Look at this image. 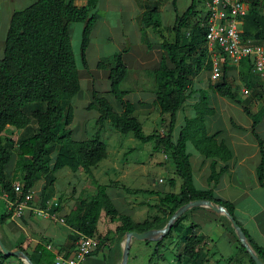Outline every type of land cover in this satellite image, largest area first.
<instances>
[{
    "label": "trees",
    "instance_id": "1",
    "mask_svg": "<svg viewBox=\"0 0 264 264\" xmlns=\"http://www.w3.org/2000/svg\"><path fill=\"white\" fill-rule=\"evenodd\" d=\"M100 1L37 0L29 7L13 12L6 35L4 56L0 60V184L3 193L8 196L10 202L14 203L22 201L43 178L53 187L57 181L56 173L65 167L74 172L83 169L92 176V168L108 157L107 144L101 139L106 122L111 123L124 135L132 134L143 144L153 142L157 148L169 151L175 174L182 181L179 193H167L163 196L155 190L132 191L125 187V190L131 194L146 193L159 196L160 207L158 205L152 207L161 209L163 215H154L143 222L135 223L129 215L118 211L107 193V187L100 185L93 178L96 193L90 200L78 199L65 220L74 231V235L69 238L74 248L81 236L94 238L98 241L95 253L106 249L107 253L103 256L105 264H114L115 253L119 260L121 259L123 241L121 237L127 232L143 233L151 229L163 228L181 206L191 201H211L225 207L234 216L233 204L216 199L212 190L196 189L190 155L187 152V142L191 141L196 150L206 158H216L223 162L230 161L232 151L223 141L217 140L219 133L214 135L207 133L206 118L214 116L216 110L212 107L211 97L206 90L198 91L200 98L194 105L196 115L186 119V124L179 133L177 141L173 142L177 113L190 97L194 80L204 69L212 68L206 41V28L203 25L206 19L202 16L195 24L192 21L198 15L199 0H191L187 10L180 15L177 0H174L177 16L172 28L173 40H169L166 36L167 29L162 22L158 5L150 7L140 17L143 26L142 39L151 46L146 29L152 28L159 35V45L164 53L154 72L156 95L154 103L160 110L164 132L161 134L154 131L146 134L137 115L138 107L143 104H134L129 101L127 99L129 92L121 89L128 75V66L123 58L126 51H122L114 55L113 67L102 62L98 65L100 69H109V94L114 97L116 104L114 105L108 97L99 95L94 90V102L89 108H96L99 112L98 130L93 139L81 141L72 139L71 125L74 121V109L70 102L81 91V80L72 46L70 26L75 23L83 24L81 60L83 66L88 69L87 50L92 32L98 22L97 10ZM241 1L246 3L248 8L244 19L243 38L264 45L262 0ZM194 55L197 56L195 65L192 62ZM256 88L258 87H252L253 90ZM209 90L214 95L242 106L245 114L253 120V134L261 150V162L257 171L261 186L264 188V142L256 132L263 112L259 115L252 113L249 104L239 99L240 90L229 80L227 66L220 82L211 85ZM29 106L34 107L30 114L26 112ZM117 106L118 110L115 108ZM33 121L36 123L35 132L31 137L24 140H22L24 137L21 138L18 146L19 166L23 172V192L19 195L15 192L12 182L6 177V166L12 160L8 146L13 142L5 137V131L8 127H13L28 132ZM216 165L214 161L209 177L211 183H218L220 176L226 171V167L217 171ZM169 184L175 187V179H170ZM102 212L112 223H117L115 233L106 235L99 233L98 225L101 222ZM13 213L14 209L0 216V225H4ZM186 216L187 213L176 221L171 231L161 241L153 245L155 251H159L168 248L174 239H177L176 242L185 243L182 254L178 256L179 261L181 262L184 258L191 261V264H197L196 260L208 246L209 239L195 233V225L184 229L182 222ZM244 233L255 252L264 260V249L245 230ZM237 241L241 251L248 257L249 264H255L238 239ZM136 242L141 243V241H133V243ZM142 243L149 245L152 242ZM117 248H119L118 251ZM18 249L24 251L34 264H54L56 260V255L42 245H38L32 253H28L21 247ZM134 257L131 248L129 264ZM151 258L152 254L147 264H152ZM12 260L24 264L15 257L4 256L0 251V264Z\"/></svg>",
    "mask_w": 264,
    "mask_h": 264
},
{
    "label": "crops",
    "instance_id": "2",
    "mask_svg": "<svg viewBox=\"0 0 264 264\" xmlns=\"http://www.w3.org/2000/svg\"><path fill=\"white\" fill-rule=\"evenodd\" d=\"M10 1L11 0H0V31L6 32V35L9 29L10 20L13 12L16 10L25 9L30 6L28 5L27 7H21L23 6L22 3L24 4L27 0H15L21 2L20 7H18L19 9H17L8 6V3H10ZM103 1L105 2V7H104L105 9L112 8L113 10L122 11L123 13L124 11L132 12L131 24L134 27L133 36L134 39H136L137 41V44L132 47L133 48L132 51H134L136 54H138V52L140 54L141 50L145 51L146 54L149 53L152 54L153 51L157 56H159L158 64L156 66H153L154 68L153 73H154L164 53L160 48L159 41L151 42L150 48L148 45L142 46L141 30L143 26L140 21L141 15L145 11H147L150 7H152V5H149L150 3L148 0H103ZM176 3L177 5H179V0L176 1ZM185 11H183L182 13H184ZM160 12L162 18L164 15V9L161 8ZM178 13L179 15L182 14L180 12ZM175 20L176 17H174L173 25L175 23ZM162 22L165 25L164 19L162 20ZM97 26H98V22L95 26V30ZM149 29L152 30V28H147L146 31ZM166 29L169 31L170 28L166 27ZM4 47H5V41L0 42V60L4 56ZM131 54L132 52L129 51V53H126L123 57L128 68H129V64L133 63L137 68L143 69L142 68L143 65L145 66L147 63L146 60L145 61L143 60L144 55H141L138 59L134 61L133 58L129 59V56ZM227 65L232 66L231 73L233 71L237 72L239 83H237V85L235 84V86L240 87L239 99L242 100L241 97L244 98V95H242L243 90L246 89L245 87L248 88V85H250L249 77L251 76V78H254V80L255 78L256 79L259 78L256 77L254 74H252L251 65L249 64V61L247 59H243L239 63H234L230 61ZM202 72L194 80L192 89L195 92H192L193 94L191 93L194 102L188 104L190 106L189 114L184 115L183 110L185 108L187 101L191 100V98L187 99L186 103L177 113V121L173 133V142L177 141L179 137V133L186 124V119L193 118L196 115V112L194 110V105L199 101L200 98L198 91L206 90L210 92L212 107L215 108L216 114L214 116H208L206 118V130L208 135H214L216 133H219L217 140L219 142L223 141L229 147V149L232 151V158L228 162H223L216 158L213 159L206 158L197 151L199 154L195 159V163H193L192 155L191 153L188 152V142H189L188 141L187 152L190 155L194 185L198 190H203V191L212 190L213 195L216 199L230 202L231 204H233L234 216L238 224L242 227V229H244L249 234V236L260 247L264 249V188L261 186L257 171L261 162V150H260L259 142L253 134V120L245 114L242 106H240L236 102L212 94V92L209 90L207 86L195 87V83L197 82L198 79L201 78ZM151 91H152L151 93L140 94L139 96L133 93L132 95L136 96L135 104L144 103L143 106H140L142 107L141 111H145V109L147 110L148 108L155 107L158 109L160 113L159 108L154 103L156 99L155 92L153 90ZM252 92L254 94L255 99L253 98L248 104L252 113L254 111L263 112L260 122L256 127V132L264 142V91L263 88L260 89L258 87ZM130 93L128 94L127 97L131 95ZM217 102L219 104L218 106L216 105ZM234 107L240 109L239 112L240 113L242 112L245 115L246 118L244 120L236 121L233 117H231V115L227 119H223V117L221 118V113L225 109L231 110ZM116 109L117 110L119 109L118 106ZM179 115L180 118L181 117L184 118V121H182V125L180 126H178V123L180 122ZM138 119L141 122L140 117H138ZM234 124L240 127L241 129L237 128ZM10 128L15 129L13 127H8L7 129ZM160 131L161 133H163L164 127ZM176 131H177V136L175 137ZM154 145L156 150L163 151L165 154V158H168L172 161L169 151H167L166 149L157 148L156 144ZM123 157H128V156L126 154H123ZM110 158L111 157L109 156L108 153V157L106 159L110 160ZM123 161L120 160L118 163L123 164L122 163ZM214 161L217 163L216 165L217 171H220L222 168L226 167V171L222 173L218 183L209 182V177L211 175V168ZM124 164H128V162H126L125 160ZM112 165H113L112 169L116 171V173H119L120 175V172L117 169L118 167H114L117 164L114 162L112 163ZM123 167H125L124 169H126V172H127V167L130 168L129 172H132L133 170V168L130 167L129 165ZM105 169L106 168L101 169V171L104 173L110 170V168L108 170ZM135 169L137 170L138 168ZM78 172L85 175L84 179H87V177H89L88 174L83 169H80ZM78 172H74V175ZM19 173L20 175L22 174L21 176L23 178V172L21 167L19 169ZM146 176L148 177V175ZM6 177L8 181L12 182L13 186H15L16 184L23 185V179L19 180L20 182L12 181L11 180L12 177H9V171ZM43 179H41L37 184L36 188L32 190L34 202L30 203V207L25 209L23 215L19 217L13 213L12 217L7 219L4 225H0V237L3 243L5 244V246L10 250H18V248L21 247L24 250H26L28 253H32L33 250L38 245H42L48 251L56 255V260H57L60 257H66L67 255L71 256L73 253L74 247L72 246V244H70L69 238L70 236L74 235V231L72 230L71 227H69L66 224L65 221L62 222L60 220L61 219L66 220L72 208L76 204V201L74 198V193L72 191L73 188H71V192H65L64 194H62L60 192H56L53 186V190L56 194L52 193L48 196L49 197L48 200L47 199L44 200L48 204L46 205V207H44L42 205V202L44 201L42 200L41 202L40 195H37L40 192L43 193L41 189L44 190V188H39V184L41 183V181H43ZM152 181H153V186L156 189L155 191L160 192L161 195L163 196L167 193L177 194L180 191V188L178 189L177 181H176V186L170 189V191L165 190V186L169 184V181L167 182V179H165L164 177L159 176L156 179L154 178ZM113 182L112 183L114 185L118 183L117 181L116 182L113 181ZM105 186L108 189V185ZM161 188H164L165 191L161 190ZM172 190L174 191L171 192ZM56 195H58L59 197L57 198ZM59 199H61V202ZM9 203L10 200L8 199V196L5 193L0 194V206L1 205L3 206L2 208H0V216L7 214L10 211ZM56 204H57L56 209L58 208V210L56 209L54 210L53 208L56 206ZM40 212L43 213L40 214ZM102 218L103 217L101 215L100 220H102ZM193 225L196 226L194 228L195 233L199 235H204L209 239L208 246L200 253L199 257L196 260L197 264H249L248 257L240 249V245L237 241L238 238L236 239L235 231L232 230V226L230 222L223 215L217 214L211 209L205 207H199L196 208L195 210L192 209L187 212V216L182 222V226L184 227V229H187ZM99 233H101V231H99ZM176 240L174 239V242L171 245H173V247L176 246V248H178L180 243L178 241L176 242ZM222 240H224V245L221 244ZM184 246L185 243L182 244V248H180V251L177 253V256H180L182 254ZM121 247H122V243H121ZM168 248L166 247L162 249L163 255L165 254L166 250H168ZM106 253H107L106 249L100 251L99 253L94 252L92 255L88 256L85 259V261L82 262L81 264H105L103 256ZM120 260L118 258L117 253H115L114 264H119ZM177 261L179 264H182L187 260L182 258L181 262L179 261V259H177ZM189 263L191 264V261H189Z\"/></svg>",
    "mask_w": 264,
    "mask_h": 264
},
{
    "label": "rangeland",
    "instance_id": "3",
    "mask_svg": "<svg viewBox=\"0 0 264 264\" xmlns=\"http://www.w3.org/2000/svg\"><path fill=\"white\" fill-rule=\"evenodd\" d=\"M35 0H27L23 6L27 7L34 3ZM149 5L155 6L158 4L160 9H164V15L162 20H165V27H169V31L166 30V36L169 40H173L172 35V25L174 22V17L177 16V12H175L174 8V0H148ZM178 1V0H177ZM191 0H179L178 12L182 13L185 11L190 5ZM20 3L15 0H11L8 3V6L19 9ZM206 0H199L198 2V15L194 17L192 20L195 24L199 21V19L204 15V11ZM25 5V6H24ZM105 2L103 0L100 1L98 6L97 14H98V26L95 30H93L91 35V45L87 50V59L89 63V68L86 69L81 60V39H82V31L83 24L75 23L71 26V37H72V46L74 53L76 55L78 70L80 74L81 80V91L78 95L70 102L74 109V121L71 125V129L73 130L72 139L75 141H81L85 139H93L97 130V119L99 112L96 108H89V106L94 102L93 101V91L96 90L99 95L106 96L110 99V101L115 105L116 101L112 95L109 94L110 83L108 80L109 69H100L98 65L100 62L108 64V66L113 67L114 61L113 57L117 53H121L122 51H129L132 54L129 56L133 58L135 61L141 55H144V61L147 63L143 69L137 68L133 63L129 64L128 75L125 81L121 85V89L127 90L131 95H129L128 100L135 104L136 96L132 94H136L139 96L140 94L151 93V90H155V82H154V73L153 66H156L159 61V56H157L153 51L152 54H146L145 51L141 50V53L136 54L133 50V46L137 44L136 39H134V27L131 24V14L132 12L116 11L112 8L105 9ZM262 13L264 14V0H262ZM128 31V33H127ZM147 38L149 42L159 41V35L153 32L151 29L146 31ZM6 39V32L0 31V42H4ZM186 42V41H185ZM142 46L148 45L143 39H141ZM149 46V45H148ZM150 48V46H149ZM143 51V52H142ZM197 56L194 55L192 58V62L196 64ZM210 59V57H209ZM211 60V59H210ZM230 61L227 59L225 66L228 67V77L229 80L236 84L239 83L238 76L236 71H232V66L227 65ZM155 64V65H154ZM205 64V62H204ZM222 78V76H221ZM221 80V79H220ZM219 81H213L211 79V69L203 70L202 76L195 83V87L207 86L208 88L211 85L218 84ZM255 82V83H254ZM248 88L249 94H244V98L241 101H245V103H249L253 98V90L252 87H259L260 89L264 88V83L260 79L254 80V78L249 77ZM90 88V89H89ZM240 90V87H238ZM193 90V89H192ZM192 92H195L194 90ZM191 92V93H192ZM193 94V93H192ZM192 94L188 100L185 108L183 110L184 115H188L190 111V106L194 102ZM208 96H211L210 92H207ZM213 94V93H212ZM241 95V96H242ZM255 99V98H254ZM144 105V103H142ZM142 105V106H143ZM218 106V102L216 103ZM33 106H29L26 109V112L30 114V111L33 109ZM117 108V107H115ZM220 108V107H219ZM142 107H138L137 115L140 117L141 123L143 125L144 132L146 134H150L155 130L159 131L163 129V125L161 124V114L158 109L148 108L145 111H141ZM237 107L232 108L231 110L225 109L221 113V118L227 119L228 117H233L236 121L244 120L246 117ZM254 114L259 115L260 111H254ZM179 123L178 126L182 125V121L184 118H180L179 115ZM36 123L32 122V127L28 132L19 131L17 129H7L5 132V137H8L12 140L13 143L10 144L9 149L12 154V160L6 166V175L12 177V181H19L22 178V174L19 173V151L18 146L20 143V139L22 140L31 137V135L35 132ZM175 137L177 136V131L175 132ZM162 134V133H161ZM29 135V136H27ZM101 139L105 144H107V151L110 160H103L97 167L92 168V176L88 174L89 177L85 178V175L78 172L74 175V171L68 167L61 169L57 174V182L54 185V189L56 192H60L64 194L65 192H71V188H73L74 198L77 202L78 199H86L90 200L91 197L96 193V186L93 184L92 179H96L100 185H108L107 192L114 202L116 208L121 214L129 215L135 223L143 222L146 219L154 216V215H163L161 209L154 208L152 206L158 205L160 207V199L156 195L141 193V194H131L125 190V187L129 190H156L153 186V179L158 178L159 176L167 179V182L170 179H175L178 182V189L181 187V179L175 174L174 167L172 165V161L168 158H165V154L163 151L156 150L154 147L155 143H147L143 144L138 139H136L132 134L124 135L118 132L109 122L105 123V126L102 131ZM188 152L192 155V161L195 163V159L198 156V152L193 146L192 142H188ZM123 154H126L128 157H123ZM131 154V155H130ZM124 159V161H123ZM123 161L118 163L119 161ZM128 162V164H124ZM116 163L117 165L114 167H118L117 169L120 172L116 173L112 169V163ZM110 163V165H109ZM130 166L133 168L132 172H129V167H127V172L125 167ZM170 166V167H168ZM167 167V168H166ZM108 170V172H102L101 169ZM131 168V169H132ZM135 168H138L137 170ZM170 168V169H169ZM148 175V177L146 176ZM16 178V180H15ZM18 178V179H17ZM91 181V183H90ZM113 181H117L118 185H114ZM20 182V181H19ZM113 182V183H112ZM43 186V187H42ZM111 186V187H110ZM39 188H44L43 193H39L40 200H48V196L52 193H55L53 187L50 186L48 180L43 179L39 184ZM173 187L170 184L165 186V190L170 191ZM158 190V189H157ZM161 190L165 191L164 188ZM172 190L171 192H173ZM0 194H3L2 186L0 185ZM56 194V193H55ZM57 198L59 197L56 195ZM79 197V198H78ZM61 202V199H59ZM63 200V197H62ZM34 200H32V203ZM63 203V201H62ZM42 205L46 207L48 205L45 201L42 202ZM3 206L1 205L0 208ZM54 210L56 206L53 207ZM102 220L98 225V230L101 231V235H106L108 233H115V226L117 223H112L108 217L105 216V213L102 212ZM125 235L122 237L124 241ZM122 241V243H123ZM137 241V240H136ZM155 241H152L149 245H143V243H133L132 244V252H134V260L131 264H147V260L149 256L152 254V258L150 259L152 264H179L177 259V253L182 248V244L180 243L178 248L176 246L173 247L171 245L168 250H166L165 254H162V249L159 251H155L154 245ZM221 244L224 245V240L221 241ZM176 245V244H175ZM174 249H173V248ZM155 251V253H154ZM146 252V254H145ZM179 255V254H178ZM122 256V254H121ZM120 256V257H121ZM144 257V258H142ZM186 262L182 264H190L189 260L186 259ZM6 264H19L16 260H12L7 262Z\"/></svg>",
    "mask_w": 264,
    "mask_h": 264
},
{
    "label": "built area",
    "instance_id": "4",
    "mask_svg": "<svg viewBox=\"0 0 264 264\" xmlns=\"http://www.w3.org/2000/svg\"><path fill=\"white\" fill-rule=\"evenodd\" d=\"M205 7L203 16L206 22L203 25L206 28V41L212 62L211 79H221L227 59L234 63L247 59L252 73L264 82V45L243 38L244 19L248 13L246 3L241 0H206ZM243 93L247 95L249 91L244 89ZM14 188L17 194H22V184H16ZM32 200L33 191H30L22 201L10 202L9 209H14V214L20 217L30 207ZM97 248L96 239L81 236L72 255L58 258L55 264H81Z\"/></svg>",
    "mask_w": 264,
    "mask_h": 264
},
{
    "label": "water",
    "instance_id": "5",
    "mask_svg": "<svg viewBox=\"0 0 264 264\" xmlns=\"http://www.w3.org/2000/svg\"><path fill=\"white\" fill-rule=\"evenodd\" d=\"M205 207L209 208L217 214L223 215L231 224L240 244L246 249L249 256L253 259L255 264H264L259 255L255 252L250 244L242 227L236 221V218L223 206L217 205L208 200H195L181 206L168 220L163 228L151 229L143 233L127 232L122 243V256L119 264H129V256L133 241L152 242L161 241L173 228L177 220H179L189 210L194 208ZM0 251L4 256L15 257L21 260L24 264H34L30 257L22 250H10L3 243L0 237Z\"/></svg>",
    "mask_w": 264,
    "mask_h": 264
},
{
    "label": "bare ground",
    "instance_id": "6",
    "mask_svg": "<svg viewBox=\"0 0 264 264\" xmlns=\"http://www.w3.org/2000/svg\"><path fill=\"white\" fill-rule=\"evenodd\" d=\"M89 89H90V88H89ZM121 238H122V237H121ZM120 240H121V239H120ZM116 243H117V242H116ZM6 244H7V243H6ZM118 244H119V242H118ZM119 247H120V246H119ZM120 248H121V247H120ZM118 249H119V248H117L116 250L118 251ZM112 262H113V261H112Z\"/></svg>",
    "mask_w": 264,
    "mask_h": 264
}]
</instances>
